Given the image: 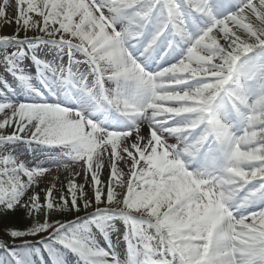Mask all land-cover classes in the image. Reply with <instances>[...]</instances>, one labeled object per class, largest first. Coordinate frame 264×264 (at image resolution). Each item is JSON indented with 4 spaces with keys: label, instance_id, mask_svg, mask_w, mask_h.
<instances>
[{
    "label": "snow or ice",
    "instance_id": "snow-or-ice-1",
    "mask_svg": "<svg viewBox=\"0 0 264 264\" xmlns=\"http://www.w3.org/2000/svg\"><path fill=\"white\" fill-rule=\"evenodd\" d=\"M0 66V264H264V0H0Z\"/></svg>",
    "mask_w": 264,
    "mask_h": 264
},
{
    "label": "rangeland",
    "instance_id": "rangeland-1",
    "mask_svg": "<svg viewBox=\"0 0 264 264\" xmlns=\"http://www.w3.org/2000/svg\"><path fill=\"white\" fill-rule=\"evenodd\" d=\"M11 32H12V31H11ZM11 32H10V33H11ZM45 52H48V53H47L48 55H47V56H44V57L42 56L41 58H44V59L48 60L47 57L51 55V52H54V53H55V54H54V59H59L57 53H56L55 51H53L52 49H50V48H44V49H42L40 55H41L42 53H45ZM64 59H65V61L67 60L66 57H64ZM51 60H53V57L50 58V61H51ZM26 63L28 64V65L26 66L28 72H29V73H31V72H35L34 66H31L30 61H26L25 64H26ZM32 75H33V74H32ZM5 76L7 77L6 80H7L8 82L14 81L13 78L11 77V75L7 74V73L4 71L3 67L0 66V79H3ZM18 98H19V99H22L23 97H18ZM0 118H2V115H0ZM170 142H174V141H170ZM25 143H27V142H18V143L16 144V146H15V150H14V151H15V155H16V157H19V156H20V158H21L20 160H21L22 162H25V163H26L27 165H29V166H35L36 164H46L47 161L51 158V156L54 155L53 153H51L50 156H46V157H44V158H42V159L37 158V157L30 158V157L28 156V154L25 153V150H24V148H23V145H25ZM32 143H33V142H32ZM49 151H50V150L44 146V150H43V152H49ZM106 175H107V173H105V178H106ZM25 179H26V178H25ZM67 179H68L67 174L62 173L61 176H60V179L57 181V188L59 189V187H60L61 184H66ZM77 181H78V182H81V183L83 182L82 179H81L80 177H77ZM47 183H48V181H45V183H42V184L40 185V187H41V188H44V187L47 185ZM38 190H39V189H38ZM41 195H43V194H41ZM80 215H84V213L81 212ZM66 218H67V219H72L73 216H71V218H69V216L66 217ZM57 219H61V220H63V219H65V217L58 216ZM119 228H120V231H119L117 234H115V235L112 236V242H113V244L116 245L117 249H123V247H124V243H123V240L121 239V237H122V235H123V225H119ZM99 239H100V243H101L102 246L106 244V242L103 240V238H99ZM69 264H76V260H75L74 257H70V258H69Z\"/></svg>",
    "mask_w": 264,
    "mask_h": 264
},
{
    "label": "bare ground",
    "instance_id": "bare-ground-1",
    "mask_svg": "<svg viewBox=\"0 0 264 264\" xmlns=\"http://www.w3.org/2000/svg\"><path fill=\"white\" fill-rule=\"evenodd\" d=\"M13 28H14V25L12 26V27H7V28H5L4 29V32L5 33H10L11 31H13ZM48 52H45V53H42L40 56L42 57H44V56H47L48 54H47ZM54 52H51V55L50 56H48L47 57V59L50 61V58L51 57H53V59H54ZM28 64L26 63L25 64V67L27 66ZM30 74H33V75H35V72H31ZM3 79H7V77L5 76ZM10 84H13V85H15V81H11V82H9ZM145 132H146V129H145ZM23 148H24V150H25V153L26 154H28V156L30 157V158H33V157H37V158H40V159H42V158H44V157H46V156H50L51 155V151H49V152H43V150H44V146L43 145H39V144H36L35 142H33V143H25V145H23ZM18 158V160H20L21 158H20V156L19 157H17ZM21 161V160H20Z\"/></svg>",
    "mask_w": 264,
    "mask_h": 264
},
{
    "label": "trees",
    "instance_id": "trees-1",
    "mask_svg": "<svg viewBox=\"0 0 264 264\" xmlns=\"http://www.w3.org/2000/svg\"><path fill=\"white\" fill-rule=\"evenodd\" d=\"M58 218V217H56ZM71 218V216H69ZM27 221L24 219L22 211H17L16 213L12 214L10 213L7 217H0V229H3L5 225H14L16 227H24L26 225ZM4 237L0 236V239ZM29 239H39V237L36 238H29Z\"/></svg>",
    "mask_w": 264,
    "mask_h": 264
}]
</instances>
